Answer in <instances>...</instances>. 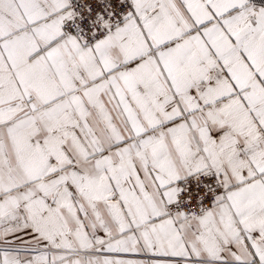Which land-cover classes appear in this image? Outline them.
I'll return each instance as SVG.
<instances>
[{"label": "snow or ice", "instance_id": "obj_1", "mask_svg": "<svg viewBox=\"0 0 264 264\" xmlns=\"http://www.w3.org/2000/svg\"><path fill=\"white\" fill-rule=\"evenodd\" d=\"M0 264H264V0H0Z\"/></svg>", "mask_w": 264, "mask_h": 264}]
</instances>
